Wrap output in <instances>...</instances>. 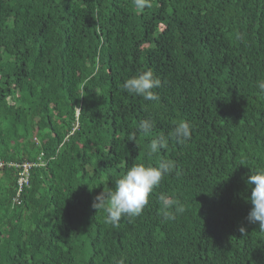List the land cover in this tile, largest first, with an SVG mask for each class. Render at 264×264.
<instances>
[{
  "label": "trees",
  "instance_id": "1",
  "mask_svg": "<svg viewBox=\"0 0 264 264\" xmlns=\"http://www.w3.org/2000/svg\"><path fill=\"white\" fill-rule=\"evenodd\" d=\"M148 69L155 102L122 87ZM260 82L264 0H0V158L43 161L20 203L0 170V264H264L245 182L264 168ZM182 121L191 138L151 153ZM162 160L175 169L139 216L113 227L92 206ZM161 196L185 210L165 220Z\"/></svg>",
  "mask_w": 264,
  "mask_h": 264
},
{
  "label": "clouds",
  "instance_id": "2",
  "mask_svg": "<svg viewBox=\"0 0 264 264\" xmlns=\"http://www.w3.org/2000/svg\"><path fill=\"white\" fill-rule=\"evenodd\" d=\"M138 12L151 7V0H133ZM161 86V80L155 76L151 69L142 71L137 75L126 79L122 85L127 93L142 97L145 101H158V95L153 91ZM258 87L264 91V82H260ZM154 126V122L142 120L139 122L140 132L147 134ZM169 138H174L178 143H184L191 138V125L186 121L179 122L168 136H159L152 140L150 152L157 153L158 149L163 148ZM135 142V135L131 137ZM175 162L172 160H162L158 166L136 164L127 169V171L116 181L114 190L99 193L94 201L95 209L103 208L105 200L107 207L104 209L107 213L106 222L118 226L124 217L139 216L144 207L149 202V197L154 189L159 186L164 177L173 172ZM246 184L250 187L249 201L252 205L246 219L249 223L258 224L261 230H264V168L247 176ZM161 211L165 220L175 218V213H182L184 206L176 199L161 196ZM174 209V211H173ZM240 232L244 233L245 228L240 227ZM117 264H125L124 258L117 261Z\"/></svg>",
  "mask_w": 264,
  "mask_h": 264
},
{
  "label": "built area",
  "instance_id": "3",
  "mask_svg": "<svg viewBox=\"0 0 264 264\" xmlns=\"http://www.w3.org/2000/svg\"><path fill=\"white\" fill-rule=\"evenodd\" d=\"M39 160L36 162L33 161H22V162H5L0 158V170L3 167H13L16 169V192L13 197V202L14 203H20V196L21 193L24 191L26 187L30 185L29 182V174H30V169L34 166H37L39 164H43V161L40 159V156H38Z\"/></svg>",
  "mask_w": 264,
  "mask_h": 264
}]
</instances>
